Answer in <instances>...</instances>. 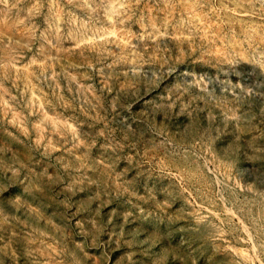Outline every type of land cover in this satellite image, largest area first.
Returning <instances> with one entry per match:
<instances>
[{
  "label": "rangeland",
  "instance_id": "obj_1",
  "mask_svg": "<svg viewBox=\"0 0 264 264\" xmlns=\"http://www.w3.org/2000/svg\"><path fill=\"white\" fill-rule=\"evenodd\" d=\"M0 264H264V0H0Z\"/></svg>",
  "mask_w": 264,
  "mask_h": 264
}]
</instances>
